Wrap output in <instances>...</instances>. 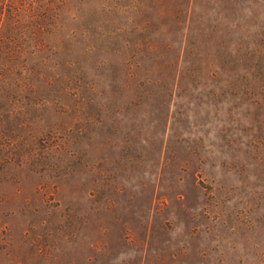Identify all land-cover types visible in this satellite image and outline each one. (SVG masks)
Masks as SVG:
<instances>
[{
  "label": "rangeland",
  "instance_id": "374dc122",
  "mask_svg": "<svg viewBox=\"0 0 264 264\" xmlns=\"http://www.w3.org/2000/svg\"><path fill=\"white\" fill-rule=\"evenodd\" d=\"M0 8V264H264V0Z\"/></svg>",
  "mask_w": 264,
  "mask_h": 264
},
{
  "label": "trees",
  "instance_id": "16d2710c",
  "mask_svg": "<svg viewBox=\"0 0 264 264\" xmlns=\"http://www.w3.org/2000/svg\"><path fill=\"white\" fill-rule=\"evenodd\" d=\"M2 8H0V11ZM22 24L18 21H10L9 17H7L3 22L0 24V78L4 76V82L0 81V83H4L3 89L10 92V90L13 89L12 82L18 85L17 79L18 73L14 72V69L19 67V74L21 73L24 75L25 71L28 70L27 76H31L30 81L36 82V70L32 69L35 66V56L30 53L31 57L27 58L24 53L28 50L21 49L22 47L19 44V47L17 49L15 48L16 39L18 38V30ZM23 27V26H22ZM21 36V35H20ZM12 71L14 74H12ZM8 74L10 76H8ZM16 77H14V76ZM7 76V77H5ZM26 76V77H27ZM44 89H46L44 87ZM31 90V88H30ZM3 96L0 95V99H2Z\"/></svg>",
  "mask_w": 264,
  "mask_h": 264
}]
</instances>
